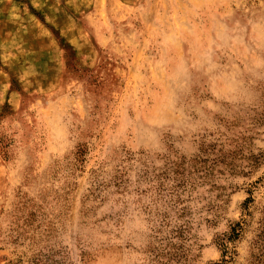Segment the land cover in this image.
Instances as JSON below:
<instances>
[{"label":"rangeland","instance_id":"obj_1","mask_svg":"<svg viewBox=\"0 0 264 264\" xmlns=\"http://www.w3.org/2000/svg\"><path fill=\"white\" fill-rule=\"evenodd\" d=\"M0 264H264V0H0Z\"/></svg>","mask_w":264,"mask_h":264}]
</instances>
